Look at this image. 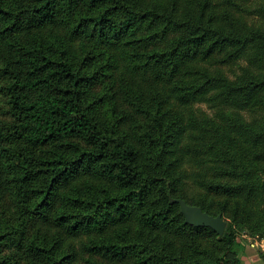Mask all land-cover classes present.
Segmentation results:
<instances>
[{"label":"trees","instance_id":"trees-1","mask_svg":"<svg viewBox=\"0 0 264 264\" xmlns=\"http://www.w3.org/2000/svg\"><path fill=\"white\" fill-rule=\"evenodd\" d=\"M0 100V264H242L264 237V0H0Z\"/></svg>","mask_w":264,"mask_h":264},{"label":"water","instance_id":"water-1","mask_svg":"<svg viewBox=\"0 0 264 264\" xmlns=\"http://www.w3.org/2000/svg\"><path fill=\"white\" fill-rule=\"evenodd\" d=\"M172 201H178L180 203L181 212L183 213L187 223L195 226H209L220 235L224 233L227 221L221 213L218 215L209 214L200 206L191 205L182 198H176Z\"/></svg>","mask_w":264,"mask_h":264},{"label":"crops","instance_id":"crops-1","mask_svg":"<svg viewBox=\"0 0 264 264\" xmlns=\"http://www.w3.org/2000/svg\"><path fill=\"white\" fill-rule=\"evenodd\" d=\"M240 258L242 264H264V237H246Z\"/></svg>","mask_w":264,"mask_h":264},{"label":"rangeland","instance_id":"rangeland-1","mask_svg":"<svg viewBox=\"0 0 264 264\" xmlns=\"http://www.w3.org/2000/svg\"><path fill=\"white\" fill-rule=\"evenodd\" d=\"M251 21H252V20H251ZM1 106L5 108V102L2 101V100H0V118H3V117H5L6 115H5L4 112L2 111ZM197 106L200 107L199 109H202V111H205V112H207V113H209V114H213V112H214V110H213L212 108H210V107H209L207 104H205V103H198ZM247 114H248V113L246 112V115H247ZM246 237H249V236H248V233L243 232V233H241V234L238 235V240H239L241 243H242V242L244 243V242L246 241V239H247Z\"/></svg>","mask_w":264,"mask_h":264}]
</instances>
